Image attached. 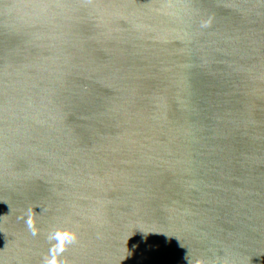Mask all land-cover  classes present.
Instances as JSON below:
<instances>
[{"label": "water", "instance_id": "1", "mask_svg": "<svg viewBox=\"0 0 264 264\" xmlns=\"http://www.w3.org/2000/svg\"><path fill=\"white\" fill-rule=\"evenodd\" d=\"M54 226L68 264H264V0H0V264Z\"/></svg>", "mask_w": 264, "mask_h": 264}, {"label": "clouds", "instance_id": "2", "mask_svg": "<svg viewBox=\"0 0 264 264\" xmlns=\"http://www.w3.org/2000/svg\"><path fill=\"white\" fill-rule=\"evenodd\" d=\"M26 225L33 235L39 232L37 227V217L35 211H30L27 216ZM79 238V234L71 227L54 226L47 234V239L51 244L48 254L44 257L42 264H68L63 258V253L74 244ZM196 264H208L204 259L196 261ZM222 264H234L230 259L223 260Z\"/></svg>", "mask_w": 264, "mask_h": 264}]
</instances>
